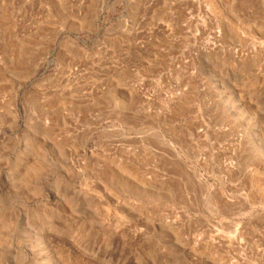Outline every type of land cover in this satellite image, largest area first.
Here are the masks:
<instances>
[{
    "label": "rangeland",
    "instance_id": "374dc122",
    "mask_svg": "<svg viewBox=\"0 0 264 264\" xmlns=\"http://www.w3.org/2000/svg\"><path fill=\"white\" fill-rule=\"evenodd\" d=\"M0 264H264V0H0Z\"/></svg>",
    "mask_w": 264,
    "mask_h": 264
}]
</instances>
